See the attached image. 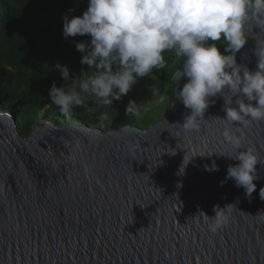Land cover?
I'll list each match as a JSON object with an SVG mask.
<instances>
[{"label":"water","instance_id":"water-1","mask_svg":"<svg viewBox=\"0 0 264 264\" xmlns=\"http://www.w3.org/2000/svg\"><path fill=\"white\" fill-rule=\"evenodd\" d=\"M253 47L236 57L252 71ZM172 82L178 93L187 80ZM214 99L194 131L177 125L190 110L174 94L147 129L43 122L24 138L0 109V264H264V167L250 197L226 181L237 162L219 155L235 149ZM230 130L264 159V122ZM229 204V224L210 231L199 213Z\"/></svg>","mask_w":264,"mask_h":264},{"label":"clouds","instance_id":"clouds-1","mask_svg":"<svg viewBox=\"0 0 264 264\" xmlns=\"http://www.w3.org/2000/svg\"><path fill=\"white\" fill-rule=\"evenodd\" d=\"M63 21L65 39L91 38L90 43H75L82 54L80 64L90 72L82 68L71 79L68 67L56 64L63 80L71 79L59 87L53 82L48 92L51 104L63 115L71 116L76 108L89 103L112 108L114 101L127 96L154 69L167 68L165 53H171L182 61L176 77L187 80L178 93L174 89V95L190 110L183 124L177 125L198 130L209 106L216 103L214 98H223L225 117L211 120L229 126L224 137L235 149V155L219 154L237 162L228 166L225 179L233 180L249 197L256 191L257 165L264 167V159L254 149H244L242 136L230 129L238 132L241 127L264 122V0H89L82 16L69 18L66 14ZM250 40L256 58L254 71L236 59ZM149 92L153 101L129 100L124 115L142 119L150 111V103L168 102V96L155 85H149ZM98 119L102 126L111 123L108 111L101 112ZM189 162L184 157L179 175ZM205 169L219 171L215 161ZM259 195L264 199V188ZM234 208L232 204L214 206L212 218L199 214L210 221V231L216 232L229 224Z\"/></svg>","mask_w":264,"mask_h":264},{"label":"trees","instance_id":"trees-1","mask_svg":"<svg viewBox=\"0 0 264 264\" xmlns=\"http://www.w3.org/2000/svg\"><path fill=\"white\" fill-rule=\"evenodd\" d=\"M88 4L89 0H0L2 111L20 115L27 126L35 123L39 114L52 118V123L59 126V120L65 115L48 99L52 83L59 87L75 79L82 68L91 71L80 64L82 54L75 47V43H90V36L77 35L65 39L63 16H82ZM57 63L68 67L71 78L68 82L56 69ZM152 74L164 82L170 78L164 70L154 69ZM89 107L96 108L94 122L101 125L98 118L104 108L89 103L87 107L74 111L88 114ZM83 117L85 119L86 115ZM107 123L104 122L110 127L116 125L115 122Z\"/></svg>","mask_w":264,"mask_h":264},{"label":"rangeland","instance_id":"rangeland-1","mask_svg":"<svg viewBox=\"0 0 264 264\" xmlns=\"http://www.w3.org/2000/svg\"><path fill=\"white\" fill-rule=\"evenodd\" d=\"M247 45H252V41L250 40ZM221 51H223L222 47H221ZM165 59L168 67L162 70L166 71L170 75L168 81L164 82L151 73L149 77H145L139 80L138 83L133 87V90L127 96L122 97V99L116 102V104L114 105L112 104L111 106L112 108H107V109L104 108L103 111H108L109 113V117L111 118V123L112 122L116 123V125L113 127H119L124 125V126L139 127L141 129H147L163 118V116L166 113V110L171 104V99L174 94L173 82H172L173 76L178 70L182 68V61L178 62L177 58H175L174 55H172L171 53H165ZM149 85H155L156 87L159 88L161 94H166L169 98L168 102H166L165 104L150 103L149 104L150 111L142 119L137 120L135 118L125 116L124 115L125 107L127 106L129 100H135L137 103L140 102L149 103L155 99L154 97L151 96L149 92ZM88 109H89L88 114H84V113L82 114L77 111H74L71 116H65L63 119L59 120L60 122L59 126L76 124L79 126L80 125L87 126L88 128L99 127L103 131H106L109 128H113L110 126H106V124H103V126L95 124L93 116L96 113V108L89 107ZM12 115L14 116V123L16 125L18 132L24 138L30 137L35 127L39 126L43 122H50V123L53 122L52 118L50 117L45 118L43 114H39L37 116V120H35L36 122L27 126V122H25L23 118H20L19 117L20 115L18 114L15 115L13 113ZM83 115H86L85 119Z\"/></svg>","mask_w":264,"mask_h":264}]
</instances>
